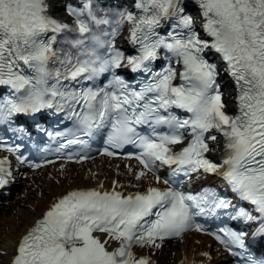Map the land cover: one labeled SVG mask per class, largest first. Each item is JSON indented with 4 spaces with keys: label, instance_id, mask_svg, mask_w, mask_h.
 Here are the masks:
<instances>
[{
    "label": "snow or ice",
    "instance_id": "1",
    "mask_svg": "<svg viewBox=\"0 0 264 264\" xmlns=\"http://www.w3.org/2000/svg\"><path fill=\"white\" fill-rule=\"evenodd\" d=\"M52 3L0 0V87L11 92L0 99V125L17 114L65 113L71 127L49 133L57 140L53 151H84L95 136L108 156L131 146L128 157L142 166L135 179L150 174L155 184L129 194L115 182L112 190L68 191L23 235L11 264H154L137 249L160 248L190 231L213 236L237 264H264L247 243L250 235L264 240V0H134L136 11L118 18L98 13V0H81L65 6L72 24L51 15ZM192 12L202 19L200 31ZM102 25L110 30L97 35ZM125 25L132 55L115 44ZM72 33L76 38L58 40ZM162 52L166 63L156 69ZM220 63L236 86L234 115L218 82ZM121 68L141 74L136 86L117 73ZM106 73L111 79L100 86ZM220 137L216 162L208 154L220 149ZM4 150L21 153L20 145ZM194 174L222 177L251 210L215 187L183 190ZM12 178L10 162L0 159V188ZM241 220L258 226L249 234L227 224ZM214 221L222 226L213 229Z\"/></svg>",
    "mask_w": 264,
    "mask_h": 264
},
{
    "label": "bare ground",
    "instance_id": "2",
    "mask_svg": "<svg viewBox=\"0 0 264 264\" xmlns=\"http://www.w3.org/2000/svg\"><path fill=\"white\" fill-rule=\"evenodd\" d=\"M53 7L58 9L55 4ZM228 99L229 96L225 98ZM231 107V103L227 104L228 111ZM137 169L131 162H111L101 158L93 163L74 166L72 169L60 164L35 177L29 175V179L23 182V188L10 202V206L0 209V264H11L19 238L56 197L75 187L95 186V182L108 187L117 182L122 188L133 190L140 187L141 183H147L146 179H133ZM36 186L38 190L33 191ZM209 249L207 240L203 241L199 236H184L181 242L168 248L164 247L158 254L154 248L149 249L147 254L153 256L157 264H214L213 261L217 262L218 259L212 257Z\"/></svg>",
    "mask_w": 264,
    "mask_h": 264
}]
</instances>
